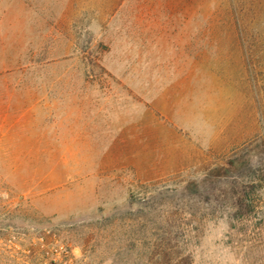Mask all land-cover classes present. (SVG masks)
<instances>
[{
	"label": "rangeland",
	"instance_id": "374dc122",
	"mask_svg": "<svg viewBox=\"0 0 264 264\" xmlns=\"http://www.w3.org/2000/svg\"><path fill=\"white\" fill-rule=\"evenodd\" d=\"M0 264H264V0H0Z\"/></svg>",
	"mask_w": 264,
	"mask_h": 264
}]
</instances>
